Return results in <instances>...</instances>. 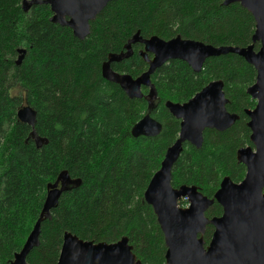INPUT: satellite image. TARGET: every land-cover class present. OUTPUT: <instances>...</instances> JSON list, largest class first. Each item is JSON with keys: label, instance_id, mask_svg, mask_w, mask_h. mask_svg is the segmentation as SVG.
Instances as JSON below:
<instances>
[{"label": "trees", "instance_id": "obj_1", "mask_svg": "<svg viewBox=\"0 0 264 264\" xmlns=\"http://www.w3.org/2000/svg\"><path fill=\"white\" fill-rule=\"evenodd\" d=\"M22 1L0 0V264H11L22 250L41 216L48 186L62 172L78 184L42 222L40 246L29 254V264H58L66 232L95 243L126 237L142 264H167L163 232L144 197L180 134L181 122L165 104H184L211 82H224L227 109L240 119L224 132L207 129L201 149L184 144L172 171L174 188L196 186L212 199L225 177L241 183L246 176L237 153L253 147L246 112L256 101L247 91L257 71L236 54L208 59L199 73L184 61H170L152 76L158 96L150 109L148 88L143 99H130L103 77L102 66L137 32L144 38L180 36L214 47L247 48L253 44L254 17L240 4L225 6V0H116L80 40L69 27L51 22L50 6L25 12ZM20 49L26 54L17 65ZM133 49L132 57L112 69L137 78L149 66L139 54L142 45ZM25 105L36 111L35 131L47 140L40 148L33 129L18 119ZM148 113L162 124V133L134 138L133 126ZM222 213L215 203L206 215ZM214 231L207 227L206 244Z\"/></svg>", "mask_w": 264, "mask_h": 264}, {"label": "water", "instance_id": "obj_2", "mask_svg": "<svg viewBox=\"0 0 264 264\" xmlns=\"http://www.w3.org/2000/svg\"><path fill=\"white\" fill-rule=\"evenodd\" d=\"M116 0H23L22 8L29 12L34 6H50L51 22L69 27L75 37L85 40L91 34V25L107 6ZM240 4L255 19L256 30L253 44L247 48L214 47L203 42L186 40L178 36L169 41L158 36L144 38L137 32L128 41L124 51L110 54L102 66V75L115 83L130 99H143V88L149 89V108L157 100V90L152 76L158 69L173 60L186 62L194 72L202 71L205 62L213 57L236 54L243 57L257 71L254 85L248 89L256 107L246 113L250 118L252 146L239 149L238 162L244 164L247 173L241 183L225 177L214 198L203 195L196 186L174 188L172 171L179 160L184 144L201 149L207 129L224 132L240 119L238 114L227 109L229 100L224 92V82L213 81L188 102L167 101L170 114L181 122L178 140L167 150L165 158L152 177L144 194L145 201L152 206L165 238L167 264H264V0H225L224 5ZM143 45L140 56L149 68L139 77L118 73L113 63H120L134 54V45ZM256 44L260 48L256 50ZM17 65L26 54L20 49ZM20 122L32 129V138L37 147L47 144L35 131L37 113L30 106L18 111ZM163 130L160 122L150 113L146 114L131 130L134 138L158 137ZM78 181L62 172L48 193L40 218L27 238L22 250L11 264H29L27 259L34 248L40 246L42 222L50 219L63 193ZM182 199L188 207H180ZM223 208L220 217L208 218V210L215 204ZM215 231L206 244L204 235L208 226ZM58 264H142L133 252L128 238L115 243L84 241L66 232Z\"/></svg>", "mask_w": 264, "mask_h": 264}, {"label": "rangeland", "instance_id": "obj_3", "mask_svg": "<svg viewBox=\"0 0 264 264\" xmlns=\"http://www.w3.org/2000/svg\"><path fill=\"white\" fill-rule=\"evenodd\" d=\"M181 203H183L184 206ZM188 205H189V203H188V200L187 199H182L180 201V207L186 208V207H188Z\"/></svg>", "mask_w": 264, "mask_h": 264}, {"label": "flooded vegetation", "instance_id": "obj_4", "mask_svg": "<svg viewBox=\"0 0 264 264\" xmlns=\"http://www.w3.org/2000/svg\"><path fill=\"white\" fill-rule=\"evenodd\" d=\"M143 48H144V47H143V45H142V49H141L140 51H142V50H143ZM140 51H139V54H140Z\"/></svg>", "mask_w": 264, "mask_h": 264}]
</instances>
